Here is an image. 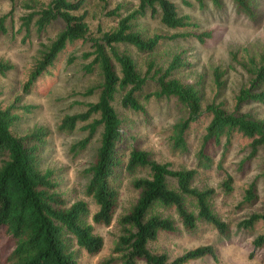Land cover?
Listing matches in <instances>:
<instances>
[{"label":"trees","instance_id":"trees-1","mask_svg":"<svg viewBox=\"0 0 264 264\" xmlns=\"http://www.w3.org/2000/svg\"><path fill=\"white\" fill-rule=\"evenodd\" d=\"M11 4L9 14L16 0ZM107 1V0H106ZM108 8L104 15L111 18L109 28L97 26V36H90L83 11L86 0H21L23 10L17 16L18 31L23 36L34 33L41 37L51 25L59 23L55 37L40 44L31 63L21 91L27 92L56 60L67 44L88 41L90 49L81 54L88 59L86 72H96V99L87 103L82 112L64 115L58 129L71 130L77 122L87 121L86 136L73 147L83 149L99 128L97 146L84 173L88 179L84 195L96 209L89 214L87 203L77 199L67 202L58 192L52 171L40 167V152L47 130L34 126L18 134L14 128L18 111L28 112L29 105L18 106V97L0 105V264H78L75 248L96 255L102 248V237L93 225L108 226L119 204V184L127 176L136 192L134 201L116 218L118 235L110 253L100 264H188L203 256L216 259L212 245H199L169 258L164 252H153L147 244L157 233L175 231V221L163 216L159 208H172L181 226L191 231L198 220L210 225L223 236L228 223L211 208L212 187L194 185L195 168H174L169 161H159L151 153L134 144L127 132L118 108L143 113L149 100H170L178 107L177 119L171 124L166 140L172 152H187L190 130H200L194 155L202 163L212 162L210 151L220 149L223 157L232 137L245 138L246 155L238 161L237 169L254 159L261 151L264 166V117H253L240 111L250 103L264 104V49L249 52L238 48L229 52V64L239 69L244 83L233 96L229 110L212 97L203 100L201 83L184 82L178 76L182 67L180 55L174 53L162 64L147 59L139 69L131 51L146 54L155 51L163 41L191 37L198 42L210 36L209 31L197 32V24L181 13L178 0H126ZM187 8L207 2L221 9L220 0H179ZM235 11L255 19L254 0H230ZM8 14V15H9ZM156 19L165 32H146L137 20ZM6 16H0V34L6 33ZM12 16L8 21L11 25ZM10 25V26H11ZM131 51H130V50ZM8 61L0 60V74L12 69ZM226 68L214 66L211 79L218 91L223 85ZM116 105L118 106L116 108ZM217 149V150H218ZM221 157V158H222ZM219 158L216 167L221 169ZM138 175H135L137 174ZM264 176V170L262 172ZM233 177L223 172L221 187L230 191ZM257 200L255 182L243 190L239 205H253ZM236 226L242 232L254 234L251 245L264 250V212L250 213Z\"/></svg>","mask_w":264,"mask_h":264},{"label":"rangeland","instance_id":"rangeland-1","mask_svg":"<svg viewBox=\"0 0 264 264\" xmlns=\"http://www.w3.org/2000/svg\"><path fill=\"white\" fill-rule=\"evenodd\" d=\"M41 1V0H38ZM193 1V0H190ZM118 2L127 4L126 0H86L83 11L86 12V22L90 36H97V26L109 28L113 22L104 12ZM221 9H214L207 2L202 8L197 4L193 7H184L178 0L181 13L187 14L197 24L195 31H209L210 36L198 42L191 37H180L172 41H163L151 53L138 54L131 51L139 69L144 68L147 59H154L159 64L165 63L171 55L178 53L183 63L178 70V76L184 82H200L203 91V100L212 97L216 102L223 103L227 109L233 106V96L245 79L236 66L229 64V52L238 48H246L249 52L264 49V0H254L255 19L235 11L230 0H220ZM21 0H16L13 10L9 14L11 4L7 0H0V16L5 15L6 33L0 34V60L12 64V69L0 74V105L9 104L18 97L16 104L29 105L28 112L18 111L19 119L14 130L18 134L25 133L34 126L44 127L48 134L40 152V167L52 171V177L57 184L58 192L67 202L77 199L87 203L89 214L96 209L92 200L84 195L87 175L84 173L92 159L97 146L99 128L90 138L83 149L73 145L83 139L87 131L83 126L90 122H77L71 130L58 129V124L64 115L82 112L85 105L94 102V91L88 93L89 88L97 86L99 78L96 72H86L84 65L88 59L81 54L90 49L88 41H76L67 44L57 55L53 64L42 73L27 91H21V85L28 73L29 67L40 44L48 43L55 37L59 23L51 25L41 34L34 33L23 36L18 31L17 16L23 11L20 8ZM9 14V15H8ZM12 16V23L8 21ZM141 29L146 32H165L156 19L143 17L137 20ZM11 25V26H10ZM226 68L223 85L218 91L214 88L211 79V70L214 66ZM118 106L116 105V108ZM119 115L123 116L127 132L133 136L134 144L151 153L159 161H169L174 168H195L194 185L198 188L212 187L214 194L210 205L212 210L228 223L227 234L220 236L214 228L201 220L196 222L191 231L185 230L179 223L172 208H159L163 216H169L175 221V231L158 232L155 240L147 247L153 252H164L173 258L190 248L210 244L216 252V259L203 256L190 261L188 264H264V250L254 249L251 240L259 230L257 226L254 234L242 232L236 223L250 213L264 212V176L262 172L263 155L258 151L254 159L243 164V169H237V163L247 153L245 138L234 136L224 152L223 157L219 150L210 151L212 162L205 164L197 160L194 155L196 138L200 130H190V146L187 152H172L167 143L166 135L171 124L177 119L178 107L173 100H149L143 113L125 111L118 108ZM240 111L248 112L253 117H264V104L250 103L243 105ZM222 157V158H221ZM221 158V169L216 164ZM223 172L233 177L230 191L221 187ZM135 175H138L135 174ZM126 177L119 184V204L111 223L108 226L93 225L94 232L102 237L103 245L96 255H88L84 250L75 248V258L78 264H100L112 248L118 235L116 218L123 213L134 201L136 192L129 185ZM255 182L257 200L253 205L240 206L243 190L251 182ZM137 264H142L138 262Z\"/></svg>","mask_w":264,"mask_h":264}]
</instances>
